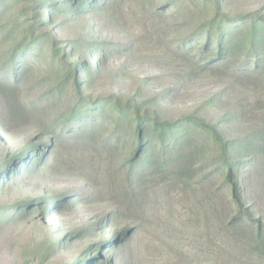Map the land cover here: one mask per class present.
Listing matches in <instances>:
<instances>
[{
	"label": "rangeland",
	"instance_id": "374dc122",
	"mask_svg": "<svg viewBox=\"0 0 264 264\" xmlns=\"http://www.w3.org/2000/svg\"><path fill=\"white\" fill-rule=\"evenodd\" d=\"M94 1L92 9L79 15L56 12L46 28L62 48L84 39L82 54L68 57V62L90 56L95 63L93 50L103 57L93 89L84 94H121L160 108L166 118L195 111L217 114L207 101L221 83L209 75H194L173 54L176 38L188 32L169 16L174 12L171 0H110L100 8L96 5L105 0ZM50 4L38 10L49 14ZM223 4L232 14L264 13V0ZM9 17L0 16V62H6L8 48L19 38L17 31L9 33ZM91 42L96 49L89 47ZM106 48L114 51L107 53ZM25 74L17 81L11 73L0 80L8 82L0 83L2 161L29 143L47 140V135L39 138L47 117L75 101L72 84L51 93L58 81L50 70L33 68ZM238 101L250 99L232 92L222 104L231 108ZM259 114L246 124L262 125ZM114 143L66 136L44 168L12 178L0 174V218L4 209L19 211L0 221V264H216L227 258L221 245L237 212L217 191L222 179L205 180L209 169L184 178L155 170L130 183L131 154ZM260 160L262 167L251 175L250 185L253 210L264 218V153Z\"/></svg>",
	"mask_w": 264,
	"mask_h": 264
},
{
	"label": "trees",
	"instance_id": "16d2710c",
	"mask_svg": "<svg viewBox=\"0 0 264 264\" xmlns=\"http://www.w3.org/2000/svg\"><path fill=\"white\" fill-rule=\"evenodd\" d=\"M171 1L174 12L169 16L188 32H181L174 41V56L186 62L194 75H209L221 83L207 101L218 109L213 117L195 111L166 118L160 108L121 94H84L93 89L103 57L93 50L95 63L90 56L87 61L68 62V57L82 54L84 39L62 48L52 29L46 28L54 23L56 12L79 15L92 9L94 0H0V16L10 13L9 33L17 31L19 36L8 48L6 62H0V80L11 73L17 81L27 71L42 68L56 76L53 95L68 84L75 89L73 105L44 122L39 138L47 135L48 139L29 143L4 161L0 158V174L12 178L44 168L62 149L66 136L114 140L116 148H127L130 183L155 170L184 178L209 169L203 178H221L217 191L237 212L227 224V240L221 245L227 258L221 257L216 264H264V218L253 210L255 196L250 185L251 175L262 167L264 153V13L232 14L223 0ZM104 2L96 7H104L110 0ZM47 3H51L49 14H44L38 6ZM40 29L46 30L37 33ZM89 47L96 49L92 42ZM111 51L114 49L106 48L107 53ZM232 92L250 102L238 101L228 108L222 101ZM256 113H260L262 125L248 126ZM12 212L19 214L17 207L4 209L0 221L8 220L6 215Z\"/></svg>",
	"mask_w": 264,
	"mask_h": 264
}]
</instances>
